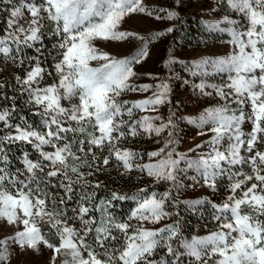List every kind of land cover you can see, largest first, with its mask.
I'll return each mask as SVG.
<instances>
[{"label": "snow or ice", "instance_id": "1", "mask_svg": "<svg viewBox=\"0 0 264 264\" xmlns=\"http://www.w3.org/2000/svg\"><path fill=\"white\" fill-rule=\"evenodd\" d=\"M3 3L12 8L0 27V73L11 66L14 83L0 82V222L14 234L0 239V264H10L17 247L47 248L53 252L51 264L59 256L64 257L60 264H264V0H227L238 19L225 17L230 27L220 30L229 33L234 50L196 65L210 64L227 74L212 92L196 86L202 95L214 93L223 101L197 118H185L198 135L208 136L196 145L208 150L196 158L176 149V113L170 111L166 120L159 114L171 104L169 83L153 74L147 75L155 84L135 82L141 75L135 66L149 54L146 44L124 59L96 44L150 41L122 30L125 19L142 14L175 21L176 10H150L144 0ZM172 31L169 27L156 38ZM175 62L170 57L165 66L171 70ZM149 91L140 101L120 99ZM138 111L158 114L134 119ZM165 132L162 146L150 152L121 146ZM145 156L154 162H139ZM110 168L121 176L139 172L168 187L150 195L145 188L132 195L111 191L98 201L102 181L88 177ZM189 170L194 175L188 176ZM181 174L213 194L224 186L219 204L208 197L181 202L191 210L204 204L214 210L216 230L205 237L185 239L181 220L173 219L179 212L169 210L179 206L173 190L185 187ZM126 200L136 207L119 217L113 209ZM165 220L172 222L145 227Z\"/></svg>", "mask_w": 264, "mask_h": 264}, {"label": "rangeland", "instance_id": "2", "mask_svg": "<svg viewBox=\"0 0 264 264\" xmlns=\"http://www.w3.org/2000/svg\"><path fill=\"white\" fill-rule=\"evenodd\" d=\"M144 3L150 10L160 8L176 10L178 18L184 21L183 23L186 28L184 34L174 40L168 33L157 39L156 34L159 30L168 28L169 23L172 21H157L142 14L133 15L125 19L122 24V30L131 31L141 37L151 38L150 41L135 38H130L128 41L122 43L97 41V47L100 51L109 53L113 58L124 59L131 58L142 45L146 44L149 54L141 64L135 66V71L141 74L138 78H135V82L137 84H155L158 81L149 78L147 75L153 74L159 77L160 80H166L169 83L172 90L170 97L171 104L161 107L159 114L166 120L170 111L176 113L175 117H173L177 122V135L179 138V144L176 146V149L180 153L187 154L189 158H196L198 153L208 150L207 146L203 149H196V145L206 141L208 136L198 135L199 130L194 125L188 123L185 118H197L206 109L223 103L214 93L212 96L202 95L196 86L204 84L206 85L205 92H212L211 86H219L227 79V74L213 71L210 64L200 68L196 67V65L202 61L225 58L233 52L234 46L230 43L231 38L229 37V33L220 29L230 27L229 24L224 22L225 17L229 19H238V17L228 15L227 13H232L231 8L222 3H217L215 0H209V2L204 0H144ZM202 20H208L212 23V26L204 25ZM170 57L176 61L171 65V70L165 66L166 60ZM95 64L96 62H93V66ZM192 66L194 67L190 68ZM11 70L12 68L9 67L7 72L11 74ZM151 94V91L145 93L129 92L124 94L120 99L131 103L140 101L142 98L145 99L151 96ZM157 114L150 111H138L134 119H138L143 115L155 116ZM249 127V125H245V130H248ZM166 136L167 132L163 133L159 138L154 137L151 140L147 138L137 139L130 144L125 142L121 146L132 147L141 153L150 152L161 147ZM156 139H160L161 143L157 144L155 142ZM189 149H193V151H189ZM139 162L150 163L152 161L145 156ZM180 167H185L184 162H181ZM109 171L110 169L103 172V174H107ZM138 173L133 172L132 174ZM187 175H194V172L189 170ZM139 176L141 177V174ZM181 177V182L185 187L173 190V196L179 206L178 208L171 209L173 212H179V218L182 222L194 226L200 237H205L216 230L213 222L206 219V216H209V212L207 211L208 205H198L195 210H191L181 202L196 201L205 197L213 200V197L216 198L219 194L220 198L217 202H222L226 195L224 186H221L218 193H208V189L194 185L193 181L185 177L184 174H181ZM143 178L145 182H149L146 176ZM223 183L226 184L227 181ZM152 185H155L156 189L160 192L165 191L168 187V185L163 183L155 184L152 182ZM136 190L138 191L139 188H136ZM124 193H129V190L125 189ZM209 209H211L210 206ZM211 225L213 228L210 229ZM13 234L12 228L5 227L3 222H0V239ZM52 256L53 252L47 248H44L41 252H32L30 250L20 251L17 247L12 253L10 264H51ZM63 258V256H59L56 264H60Z\"/></svg>", "mask_w": 264, "mask_h": 264}, {"label": "trees", "instance_id": "3", "mask_svg": "<svg viewBox=\"0 0 264 264\" xmlns=\"http://www.w3.org/2000/svg\"><path fill=\"white\" fill-rule=\"evenodd\" d=\"M13 2H15V0H13ZM11 8H12L11 4H8V3L0 4V27L4 26V21H6V19L8 18L9 13L11 11ZM183 22H184L183 19L178 18L176 24L174 26H172L173 31L171 33H168L172 39H175L176 35H178L180 33H181V35H183L184 32L186 31V28H185ZM51 40H52L51 36L45 37V46L46 47H49V48L51 47ZM9 67H11V66H5L3 68L2 73H0V82L9 81V82L14 83V81H12V73L9 74L7 72ZM11 72H12V70H11ZM48 82L50 83L51 80L49 79ZM9 94L12 95L14 93H12L9 90ZM16 94L18 95V93H16ZM17 104L20 105L21 101L17 100ZM17 155H20L19 151H17ZM83 170L85 172L88 171V169H83ZM139 174L140 173L130 174L129 176H121L115 168H110L109 173H107V174L99 173L95 177H88V179L92 180L93 182H95L97 179L99 181H102V187L97 190V200L98 201L100 199H104L108 195H110L111 191H117L120 193H124L125 189L129 190V193H128L129 195L136 193L137 192L136 188L147 189V192L149 195L152 192H157V193L162 192V191L161 192L158 191V189H156L155 185H152V181L149 180V182H145V179L141 178L139 176ZM147 183L150 185H148ZM219 198H220V194L216 198L213 197L212 201L214 203H218L217 201L219 200ZM135 207H136L135 201L126 200V201H122V202H117L116 207L113 209V211L119 217H126L127 214L132 209H134ZM169 210L172 211L171 208H169ZM207 211L209 212V216H206V219L211 220V222H213V226L216 227V222L212 219V212L214 210L212 208L209 209V205H208ZM210 217H211V219H210ZM177 218L180 219L179 217H175V216L173 217V219H177ZM171 222H172L171 220H165V221H162L160 224H157L154 226L153 225H145V227H157L158 228V227H163L164 224L171 223ZM132 224L134 227L136 226L135 221H132ZM181 225H182V235L185 239L191 240L193 237H200L198 232H196V228L194 226L188 225L187 223H184L182 221H181ZM209 228L210 229L213 228L212 225ZM203 232H204V230H203Z\"/></svg>", "mask_w": 264, "mask_h": 264}, {"label": "crops", "instance_id": "4", "mask_svg": "<svg viewBox=\"0 0 264 264\" xmlns=\"http://www.w3.org/2000/svg\"><path fill=\"white\" fill-rule=\"evenodd\" d=\"M204 1H206V2H209V0H204ZM217 3H222V4H224V5H227L228 6V3H227V0H215ZM232 10V9H231ZM232 13H227L228 15H230V16H232V17H237L236 16V14L233 12V10L231 11ZM178 19V18H177ZM177 19L175 20V21H172L171 23H169V27H172V26H174L175 24H176V22H177ZM202 23L204 24V25H207V26H212V23H210L208 20L206 21V20H202ZM164 30H165V28H164ZM164 30H159V32H161V31H164ZM158 32V33H159ZM180 35H181V33L180 34H178V35H176V37H175V39L176 38H178V37H180ZM229 37L231 38V36L229 35ZM174 40V39H173ZM194 66H192V67H190V68H193ZM143 99V98H142ZM141 99V100H142ZM152 162H154V161H152ZM147 163H149V162H147ZM211 191L209 190V192L208 193H210ZM210 195V194H209ZM219 203H221V202H218L217 204H219Z\"/></svg>", "mask_w": 264, "mask_h": 264}]
</instances>
